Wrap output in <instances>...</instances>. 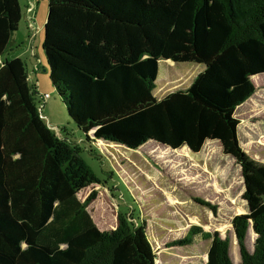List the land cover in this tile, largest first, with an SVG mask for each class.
I'll list each match as a JSON object with an SVG mask.
<instances>
[{
  "label": "trees",
  "instance_id": "16d2710c",
  "mask_svg": "<svg viewBox=\"0 0 264 264\" xmlns=\"http://www.w3.org/2000/svg\"><path fill=\"white\" fill-rule=\"evenodd\" d=\"M46 1L41 49L49 79L86 139L92 131L93 139L131 149L154 142L192 152L217 140L239 166L247 210L232 217V238L191 225L167 245L198 234L209 240L202 264H264V162L241 146L235 115L255 90L251 77L264 74V0ZM20 18L18 0H0V56ZM160 61L201 68L185 87L156 96ZM36 93L25 62L5 57L0 264H155L144 220L118 212L114 228L96 226L86 209L95 191L84 200L77 193L99 180L81 147L43 121Z\"/></svg>",
  "mask_w": 264,
  "mask_h": 264
},
{
  "label": "rangeland",
  "instance_id": "374dc122",
  "mask_svg": "<svg viewBox=\"0 0 264 264\" xmlns=\"http://www.w3.org/2000/svg\"><path fill=\"white\" fill-rule=\"evenodd\" d=\"M164 2L174 6L168 0ZM18 3L21 18L0 63L5 57H19L25 62L28 82L36 85V106L43 121L57 135L81 147V155L99 183L87 185L77 197L84 200L95 191L86 209L96 226L101 230L112 229L118 212L132 214L146 223L155 264H202L209 240L197 234L187 244L167 243L183 237L191 225L232 238V217L247 210L241 198L243 183L235 159L222 152L217 140H207L199 151L192 152L186 146L170 149L154 142L131 149L120 143L93 139L92 131L86 139L67 115L49 79L41 49L47 1L18 0ZM200 68L195 62L163 65L160 61L155 95L185 87ZM251 79L254 92L235 110L238 136L247 154L264 162V74ZM230 248L232 256L238 258L235 241L230 240Z\"/></svg>",
  "mask_w": 264,
  "mask_h": 264
},
{
  "label": "crops",
  "instance_id": "0c3cea01",
  "mask_svg": "<svg viewBox=\"0 0 264 264\" xmlns=\"http://www.w3.org/2000/svg\"><path fill=\"white\" fill-rule=\"evenodd\" d=\"M169 68L167 67V70H168Z\"/></svg>",
  "mask_w": 264,
  "mask_h": 264
},
{
  "label": "bare ground",
  "instance_id": "6f19581e",
  "mask_svg": "<svg viewBox=\"0 0 264 264\" xmlns=\"http://www.w3.org/2000/svg\"><path fill=\"white\" fill-rule=\"evenodd\" d=\"M165 62V61H164Z\"/></svg>",
  "mask_w": 264,
  "mask_h": 264
}]
</instances>
